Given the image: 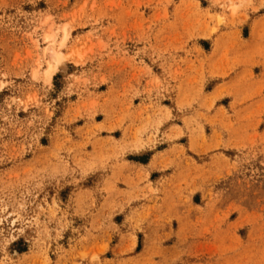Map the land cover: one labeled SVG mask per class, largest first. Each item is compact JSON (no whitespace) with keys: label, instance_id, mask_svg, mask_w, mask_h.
I'll return each mask as SVG.
<instances>
[{"label":"rangeland","instance_id":"374dc122","mask_svg":"<svg viewBox=\"0 0 264 264\" xmlns=\"http://www.w3.org/2000/svg\"><path fill=\"white\" fill-rule=\"evenodd\" d=\"M0 264H264V0H0Z\"/></svg>","mask_w":264,"mask_h":264},{"label":"bare ground","instance_id":"6f19581e","mask_svg":"<svg viewBox=\"0 0 264 264\" xmlns=\"http://www.w3.org/2000/svg\"><path fill=\"white\" fill-rule=\"evenodd\" d=\"M47 37V36H46ZM49 36L47 37V38H45L46 40H49ZM64 41H65V36H63V38H62V41H60L59 42V47H61L62 45H63V43H64ZM52 58L51 59H53L52 61H54V62H56V63H58L59 62V60H60V57H61V55H60V53H59V51L58 50H52ZM51 64V63H50ZM54 66L55 65H53V67H52V65H48V69L46 70V72H45V75L46 76H48V78H49V76L54 72ZM56 67V66H55Z\"/></svg>","mask_w":264,"mask_h":264}]
</instances>
